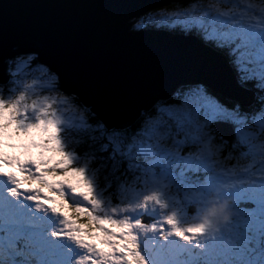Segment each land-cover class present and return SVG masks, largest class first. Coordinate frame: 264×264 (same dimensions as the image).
<instances>
[{
    "label": "snow or ice",
    "instance_id": "6c2138e0",
    "mask_svg": "<svg viewBox=\"0 0 264 264\" xmlns=\"http://www.w3.org/2000/svg\"><path fill=\"white\" fill-rule=\"evenodd\" d=\"M145 15L153 14L123 30L153 32ZM227 15H198L191 5L154 33L216 56L228 70L227 95L211 71H184L194 61L169 50L156 52L148 86L107 93L70 77L43 42L25 37L0 50V178L9 185L0 194V264L21 247L34 264H63L65 241L81 252L74 264H146L145 255L150 264H213L264 243V17ZM257 154L259 175L228 167ZM172 185L184 190L179 204L164 191ZM212 191L231 200L232 218L211 208L227 223L205 217L179 227L176 214ZM157 207L173 209L163 223Z\"/></svg>",
    "mask_w": 264,
    "mask_h": 264
},
{
    "label": "water",
    "instance_id": "95a60500",
    "mask_svg": "<svg viewBox=\"0 0 264 264\" xmlns=\"http://www.w3.org/2000/svg\"><path fill=\"white\" fill-rule=\"evenodd\" d=\"M180 1L0 0V50L10 51L25 37L43 42L70 77L101 93L148 86L156 52L169 50L194 61L184 71L207 69L217 89L230 94L226 66L192 40L154 34L155 29L143 36L123 30L145 10Z\"/></svg>",
    "mask_w": 264,
    "mask_h": 264
},
{
    "label": "rangeland",
    "instance_id": "374dc122",
    "mask_svg": "<svg viewBox=\"0 0 264 264\" xmlns=\"http://www.w3.org/2000/svg\"><path fill=\"white\" fill-rule=\"evenodd\" d=\"M193 2H194L193 0L190 1L189 6L195 5L196 12L198 15L202 14L203 12H206L208 16H215L218 14L227 13L228 15L226 18L228 19L234 18L235 20L241 23H257V24L260 22L261 18L264 17V0H202V2L200 0H196L194 3ZM185 8H186L185 6L182 8H180V6H176V9L178 10H184ZM176 9L174 8V10L171 12L176 11ZM148 13L153 14L150 15L151 18L150 23H155V24H157L160 20L165 19L169 14L167 12H164L162 9L150 10ZM37 91H39V89H37ZM41 95H48V93H41ZM32 98H38V97H32ZM64 115L65 118L70 119L71 112L66 111ZM240 158L244 159L245 163H243L240 166V168L237 169L238 172L242 171L243 169H249V170H254L256 174L259 175V171L262 165H261V157L258 154L254 157H240ZM237 167L238 166H235V168ZM7 187H9L7 181L3 178H0V194H3ZM224 190L225 189L222 185L220 187V191H224ZM137 191H145L143 185H141L140 189L130 190L128 195L132 196ZM164 191L167 193V198L170 203L175 201L176 203L179 204L180 201L183 200L184 190L181 189L178 185H172L169 188H164ZM210 194L215 195L214 197H219V193L217 191H212L210 192ZM209 197L210 196L208 194L207 198ZM207 198L204 203L195 205V211L192 214L187 210L178 212L176 214L178 226L181 228H185L187 226L199 224L203 222L205 217H208V219L213 220L217 224L227 223V221H224L222 219L217 220L216 218L209 216L208 209L211 208L220 209L221 207L218 208V206H221L222 204L220 205L219 201L218 203H216L214 201V198L211 202L212 204H210ZM219 198H221V200L223 199L224 201L229 200L228 197H219ZM69 202L71 203V200ZM182 206L186 207V205H182ZM172 212L173 209L170 207H165L163 209L157 207L156 209L157 222L163 223L164 218L169 216ZM228 213H231V210H229ZM231 218L232 217L230 214L229 219ZM166 225L167 224H164V227ZM167 226L168 227H165V229L170 227L169 225ZM150 235L151 233H149V236ZM150 243H154V242L150 241ZM181 243L183 242L181 241ZM255 245L256 248L252 250L249 249L250 251L249 253H247V251L245 250L243 255H240V253L236 249H231L232 254L229 255L227 259L220 257L217 258L214 262H216L215 264H264V255H261L260 252H257L258 245L260 246L262 245L261 243ZM25 251L26 249H24L23 247L17 248L16 253H20V255L14 254L11 260L5 261L6 264H34V261H32L26 255H23ZM80 254L81 252L74 242L72 241L64 242V248L62 252L63 264H74L76 256ZM144 259L146 264H150V260L146 255L144 256Z\"/></svg>",
    "mask_w": 264,
    "mask_h": 264
},
{
    "label": "trees",
    "instance_id": "16d2710c",
    "mask_svg": "<svg viewBox=\"0 0 264 264\" xmlns=\"http://www.w3.org/2000/svg\"><path fill=\"white\" fill-rule=\"evenodd\" d=\"M190 1H192V0H183V1H180V2H175V3H171V4H169L168 6H165V7H163V8H159V9H162L164 12H167V13H170L171 11H173L174 10V8L176 9V6H180V8H182V7H186V8H188V6H189V4H190ZM194 2L196 1V0H193ZM201 2H202V0H200ZM193 2V3H194ZM179 8V7H178ZM185 8V9H186ZM158 9V10H159ZM154 10V9H153ZM178 9H176V11H177ZM145 21L149 24V26L153 29V28H155V23H150V20H151V18H150V15H145ZM71 112V111H70ZM65 114V113H64ZM65 116V115H64ZM68 122H69V124L75 119V117H74V115H73V113L71 112V116H70V119H67V118H65ZM243 163H245V160L244 159H241V158H239L238 160H236V161H233V164H230V165H228V167L229 168H231L233 165L234 166H238L237 168H236V170L238 169V168H240V166L243 164ZM209 198H207V200L210 202V204H212L211 202H212V200H213V198H214V201L216 202V203H218V201H219V204L221 205V204H223L224 203V200L222 199L221 200V198H218V197H214L215 195H213V194H210L209 193ZM229 203H228V207H227V209H223L224 210V213H226V212H228L229 210H231V200L229 199V200H227ZM213 206V205H212ZM194 210L192 211V213H194V211H195V205L192 207ZM218 208H220V206H218ZM191 213V214H192ZM189 214V213H188ZM165 227H168L167 225L165 226ZM255 244H260V243H253V242H250L249 243V245L247 246V248H246V251H247V253H249L250 251H249V249L250 250H252V249H254V248H256V245ZM261 245L262 246H260V245H258V250H257V252H260L261 253V255H264L263 253H264V243H261ZM216 262H213V264H215ZM5 264H6V262H5ZM200 264H204V262L203 261H201L200 262Z\"/></svg>",
    "mask_w": 264,
    "mask_h": 264
},
{
    "label": "clouds",
    "instance_id": "9594fccd",
    "mask_svg": "<svg viewBox=\"0 0 264 264\" xmlns=\"http://www.w3.org/2000/svg\"><path fill=\"white\" fill-rule=\"evenodd\" d=\"M168 6V5H167ZM163 7H165V6H163ZM163 7H160V8H163ZM156 9H159V8H156ZM153 10V9H152ZM149 12V11H148ZM228 201H224V203L220 206L221 208H223V209H227V205H228ZM226 215H230V213H228V212H226L225 213Z\"/></svg>",
    "mask_w": 264,
    "mask_h": 264
}]
</instances>
